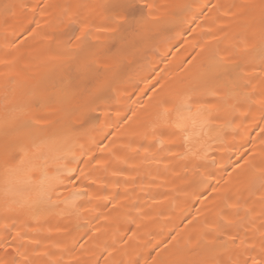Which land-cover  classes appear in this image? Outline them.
Returning a JSON list of instances; mask_svg holds the SVG:
<instances>
[{"label":"bare ground","instance_id":"bare-ground-1","mask_svg":"<svg viewBox=\"0 0 264 264\" xmlns=\"http://www.w3.org/2000/svg\"><path fill=\"white\" fill-rule=\"evenodd\" d=\"M0 264H264V0H0Z\"/></svg>","mask_w":264,"mask_h":264},{"label":"snow or ice","instance_id":"snow-or-ice-1","mask_svg":"<svg viewBox=\"0 0 264 264\" xmlns=\"http://www.w3.org/2000/svg\"><path fill=\"white\" fill-rule=\"evenodd\" d=\"M88 70V64L86 62L82 63L79 67L80 72H86Z\"/></svg>","mask_w":264,"mask_h":264}]
</instances>
